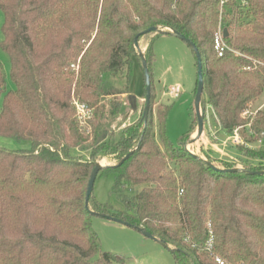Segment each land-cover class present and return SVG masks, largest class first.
<instances>
[{
  "label": "trees",
  "instance_id": "obj_1",
  "mask_svg": "<svg viewBox=\"0 0 264 264\" xmlns=\"http://www.w3.org/2000/svg\"><path fill=\"white\" fill-rule=\"evenodd\" d=\"M221 1L228 49L218 56ZM0 10V49L14 84L6 89L0 64V137L30 142L0 146V264L121 262L102 250L88 210L151 233L172 249L174 264H218L215 256L224 264H264V172L251 173L264 165L249 161L264 160L263 150L250 147L264 141V109L250 111L264 94V0H0ZM151 26L162 32L138 38L151 82L147 120L141 110L115 133L110 124L122 112V95H131L135 63L142 69L134 37ZM170 29L197 47L201 106H210L223 133L238 130L243 170L227 171L235 167L228 161L212 168L188 152L192 124L175 145L166 132L171 105L153 109V43ZM74 101L90 110L84 126ZM102 159L99 172L113 173L122 209L92 193L85 205L90 173Z\"/></svg>",
  "mask_w": 264,
  "mask_h": 264
},
{
  "label": "rangeland",
  "instance_id": "obj_2",
  "mask_svg": "<svg viewBox=\"0 0 264 264\" xmlns=\"http://www.w3.org/2000/svg\"><path fill=\"white\" fill-rule=\"evenodd\" d=\"M222 6L223 4L220 2L218 6V27L220 26L223 29L224 26L222 19L224 10ZM2 23L3 13L0 10V41L2 40ZM140 41L141 44L145 46L148 39L144 36ZM153 52L155 55V61L152 65V83L153 89H155L156 92V97L153 101V109L159 105H171L166 118V132L169 139L175 145H178L179 139L188 131L191 124L193 126V133L188 139H193L196 135L195 109L193 106L196 87L195 58L188 45L172 35L162 34L158 36L153 43ZM0 64L5 75L6 89L11 90L14 88V84L9 74V60L7 54L1 49ZM74 68L75 76L77 75L78 66L75 65ZM171 86H178L180 88V93L177 98H169L167 94H165V91ZM130 88L131 92L136 95H140L144 90L143 73L138 64L133 68ZM260 99H264V94L260 96ZM125 103L126 108L128 109L129 101L126 99ZM137 104L138 111L136 117H139L144 105V93H142L141 99ZM257 106L258 103L255 101L250 111L253 113L258 110ZM261 109H264V106ZM120 115H122V112ZM120 115L113 119L110 124V128L115 133H118L126 125L121 126L116 123V120ZM214 126L215 122L213 121V118H211V115L209 117L206 115L204 132L200 139L192 142L187 139L184 142V147L188 152L198 155L208 161L211 160L216 166H221L220 162H225L226 160L213 156V154L206 148V144L201 142L204 136L207 135L208 139L216 144H219L220 142L222 143L224 140L226 141V146L234 147L236 144L227 139L231 137L233 133H221L217 131ZM154 128L156 129V127ZM0 146L10 149L28 148L30 142L28 140L14 141L9 138L0 137ZM259 150L263 149L259 148ZM84 154L87 153L85 152ZM240 159V155H232V157H229L228 162L234 164L235 167H242ZM249 161L262 163L264 165V160H259L257 158L249 157ZM99 163L105 165L106 160L102 159ZM113 182V173H104L103 171L98 172L94 181L92 194L98 202L109 203L115 209H122L123 205L119 196L111 191ZM141 188L142 185L135 186L134 191L140 190ZM92 227L100 239L102 250L111 252L121 258V262L115 264H174V258L171 251L163 247L157 241L145 237L134 228L121 224H111L99 216L92 217Z\"/></svg>",
  "mask_w": 264,
  "mask_h": 264
},
{
  "label": "water",
  "instance_id": "obj_3",
  "mask_svg": "<svg viewBox=\"0 0 264 264\" xmlns=\"http://www.w3.org/2000/svg\"><path fill=\"white\" fill-rule=\"evenodd\" d=\"M157 33V32H162V28L160 27H156V26H151L141 32H139L138 34L135 35L134 37V47L137 50V53L141 59V65H142V71H143V79H144V84H145V96H144V105H143V109H142V117L144 122H146L147 120V116H148V112H149V106H150V93H151V82H150V75L148 73V68L146 65V61L145 58L143 56L142 50L140 49L139 43H138V38L142 35H145L147 33ZM170 35L177 37L178 39L184 41L188 47L192 50L194 57H195V64H196V87H195V93H194V100H193V106L195 109V118L197 121V126H196V135L193 139H188L190 142L195 141V140H199L200 137L202 136L203 132H204V123H205V118H206V109L203 108L201 106V97H202V93H203V87H204V81H203V74H202V61H201V57H200V53L197 49V47L194 45V43H192L188 38H186L185 36L181 35L180 33H178L177 31L171 30L170 29ZM223 35L224 37L227 36V30L224 28L223 29ZM129 101H130V105L132 106L133 110L136 109V97L134 95H130L129 96ZM185 148V147H184ZM132 153V150L130 152H128L117 164H115L114 166H119L122 163L125 162V160L130 156V154ZM193 154V153H191ZM194 156H196L199 159H203L205 162L208 163L209 166H211L212 168H216V169H220L218 167H216L212 162H209L208 160L193 154ZM105 165H101V163H96L95 166L93 167L88 182H87V187H86V193H85V205L87 207V203L89 200V197L92 193L93 190V185H94V181L96 179V176L99 172V170L104 167ZM239 170H243L242 167H234L232 169H227V171H239ZM264 171H255V172H251V173H263ZM88 209V208H87ZM88 212L93 215V216H99L105 220H107L108 222H110L111 224H121L124 226H128L131 228L136 229L137 231H139L142 235H144L145 237H148L154 241H157L159 244H161L163 247L167 248L169 251H172V249L168 248L163 241L157 239L155 236H153L151 233L143 230L141 227H137V226H132L130 223L123 221L117 217H114L112 215L109 214H104V213H98V212H94L91 210H88Z\"/></svg>",
  "mask_w": 264,
  "mask_h": 264
},
{
  "label": "crops",
  "instance_id": "obj_4",
  "mask_svg": "<svg viewBox=\"0 0 264 264\" xmlns=\"http://www.w3.org/2000/svg\"><path fill=\"white\" fill-rule=\"evenodd\" d=\"M137 66V63H135L134 68ZM141 68V67H140ZM142 70V69H141ZM144 89V88H143ZM143 93V92H142ZM142 93L139 95L134 94L133 92H131L132 95H134L136 97V109L133 110L132 106L130 105V101H129V108H126V103L125 100L127 99V97L125 95H122V100H123V107H122V115H120V117H118V119L116 120L117 124H120L121 126L131 123L133 121H135L138 117L137 116V111H138V107H137V103L139 102V100L141 99ZM256 102L258 103V108L257 109H261L264 106V99H260V97L256 100ZM255 103V102H254ZM206 113L207 116L209 117L212 114V110L210 108L209 105L206 106ZM123 116V117H122ZM124 123V124H123ZM214 128L221 132L220 129V125L219 123L216 121ZM203 144H206V148L213 154V156H215L216 158H222L226 161L229 160V157H232V155L234 156H239L238 151L236 149V147H229L226 146V141H222V143L220 142L219 144H216L215 142H212L208 139L207 135L204 136V138L201 141ZM250 147L252 148H256V149H263L264 150V141H260L258 143L252 144L250 145Z\"/></svg>",
  "mask_w": 264,
  "mask_h": 264
},
{
  "label": "built area",
  "instance_id": "obj_5",
  "mask_svg": "<svg viewBox=\"0 0 264 264\" xmlns=\"http://www.w3.org/2000/svg\"><path fill=\"white\" fill-rule=\"evenodd\" d=\"M221 4H223V1H221ZM213 48L217 52L218 56H222L224 51L228 49V46L224 40L223 29L220 26L218 27L214 35ZM179 93H180V88L178 86H171L165 91V94H167L169 98H177L179 96ZM74 105H75L77 120L80 126H84L86 124V121L90 117V110L87 108L85 104L80 103L78 101H74ZM227 139L231 140L235 144H240L242 142L237 129H235L233 131L232 136ZM211 246H212V238L210 237L206 242L205 250L210 251L212 248ZM214 260L218 264H224V261L218 256H215Z\"/></svg>",
  "mask_w": 264,
  "mask_h": 264
}]
</instances>
